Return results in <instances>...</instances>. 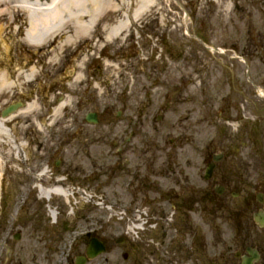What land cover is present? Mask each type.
<instances>
[{
	"label": "flooded vegetation",
	"instance_id": "1",
	"mask_svg": "<svg viewBox=\"0 0 264 264\" xmlns=\"http://www.w3.org/2000/svg\"><path fill=\"white\" fill-rule=\"evenodd\" d=\"M203 1L180 0L181 14L145 13L113 48L99 50L92 42L76 90L84 109L90 105L85 117L94 114L97 124L84 132L89 141L78 143L82 152L59 175L71 183L58 181L70 191L68 199L39 196L38 185L58 183L44 182L55 139V126L45 128L50 135L39 130L46 103L40 102L34 127L29 115L10 125L22 158L17 163L6 144L0 146V195L8 185L12 196L26 199L15 208L19 247L15 255L1 254L2 264H264V0H232L243 6L238 41L229 30L234 21L226 20L231 16L211 15L206 7L198 13ZM226 11L231 14L230 3ZM215 16L223 18L218 37ZM173 17L174 25L168 23ZM95 38L101 39L99 30ZM81 53L64 58L71 76ZM110 53L119 71L127 60L132 85L116 111L102 91L103 84L113 85L103 65ZM119 54L126 56L122 66ZM99 65L107 83L93 70ZM71 76L61 83L65 98ZM40 83L2 99L1 118L15 105L5 119L19 116L33 92L40 97ZM104 115L116 123L103 125ZM202 136L208 141L201 143ZM119 227L130 230L120 236ZM11 236L0 216V242Z\"/></svg>",
	"mask_w": 264,
	"mask_h": 264
},
{
	"label": "bare ground",
	"instance_id": "2",
	"mask_svg": "<svg viewBox=\"0 0 264 264\" xmlns=\"http://www.w3.org/2000/svg\"><path fill=\"white\" fill-rule=\"evenodd\" d=\"M158 1L0 0V102L26 86L30 92L34 83L43 78L48 79L50 85L55 84L56 70L61 67L64 58L82 50L77 57L74 74L64 73L66 79L72 77L71 87L79 83L83 80L84 66L91 58L92 42L99 50L106 46L115 47L136 20L145 13H154ZM98 30L101 39L96 40ZM109 57L103 60V65L109 71V80H112L118 67L114 62L116 56L110 53ZM44 85H40L39 93L46 88ZM41 99H36L33 92L31 102L19 112V116L17 114L8 119L0 116V146L6 144L7 155L17 163L22 158L21 148L15 145L12 130L8 128L17 118L26 115L31 117L34 127L35 116L42 111ZM64 100L65 104L72 105L71 96L64 97ZM67 107L64 103L54 106V114L50 117L51 121L55 120L54 125L66 117ZM39 130L42 131L43 126ZM45 175L43 172L39 180ZM38 190L43 198L59 195L68 199L71 196L60 182L49 188L38 185Z\"/></svg>",
	"mask_w": 264,
	"mask_h": 264
},
{
	"label": "rangeland",
	"instance_id": "3",
	"mask_svg": "<svg viewBox=\"0 0 264 264\" xmlns=\"http://www.w3.org/2000/svg\"><path fill=\"white\" fill-rule=\"evenodd\" d=\"M178 1H180V0H178ZM185 1H187V0H185ZM189 1H193V0H189ZM205 2H206V4L209 3L208 0H205ZM205 2L203 1L200 4L201 9L199 10L198 13H200V14L204 13V8L206 7L207 13H210V9H211V11H212L210 13L211 15H214V13H215L217 15L222 14V15L231 16L228 18L226 17V20L234 21V23L232 24V26L229 30L231 31L232 38L235 39L236 41H238L239 37H240V35H239L240 34L239 33L240 28L241 29L243 28L242 23L240 25L241 15H239L242 13V9L240 7H243V6L239 7V5H237V6L233 5L232 0H229V1H227V0H215L214 4L212 2L209 3L210 7L207 5L206 6L203 5V4H205ZM194 3L196 5L197 0H194L192 5ZM229 3L231 5L232 12H231V14H224V13H226L225 9H227V6H229ZM156 4H158L156 9H159V12H161V13L168 14V15H170V14L175 15V14H181L182 13L177 8L176 0H165V1L159 0ZM261 9L263 10V13H264V9L263 8H261ZM253 12L256 13L255 11H253ZM218 17L219 16L214 17L216 19L214 21V22H216V25L218 24L217 20L223 19V18H218ZM176 19H178V18L173 17V20H175V21H172V19H168L169 20L168 23L174 25V23H178V22H176ZM178 29H180V28H177L176 25H175V27H172V31H174L173 36H177ZM216 29L218 30V33L216 34L217 37L219 35H224V33L221 34V32H222L221 26L219 27L217 25ZM217 40L220 41L219 39H217ZM173 54H174L175 58L178 56L177 53H173ZM119 57H120L119 62H120V65L122 66L121 62H123V60L126 58V56L124 58H121V55L119 54ZM170 61H175V59L170 60ZM77 62H74V60L72 62L73 65H72L70 71L73 72V74H74V71L76 70L75 65H77ZM126 63H127V60L125 59V62L123 63L124 66L120 69V71L119 70L117 71V73H120V76L117 77V75H116V76H114V78L112 80H110L113 83V85L103 84V87H102V91H103L104 97H105L104 103H112L114 101V103H115L114 105L116 106V108H114L115 111H116V109L122 108V106H123L122 104L127 103L129 100V97H126L123 99V97L121 96L122 94L128 93L127 90L130 89L132 86V85H130V88L128 86L127 80H128L129 68H128V65H126ZM11 66H12V64H11ZM90 68H92V66ZM68 69L69 68L66 69V66H64V60H63L61 67L59 69H57L56 73H55L56 83L54 85L56 87L52 86L51 90L47 89V86H49L48 79L43 78V79H41V83H40V85L41 84L42 85L47 84V86L44 85L46 88L43 89V91L39 93V96L43 98L41 100L44 101V103H46L43 105V112L40 113V117H39L40 125H42L43 121H46L45 124L42 125L44 128L43 132H45V133H47V130L45 129L46 127L50 128V127L55 126L54 129H51V131L53 132L54 138H55L54 142H53V148H54V150L52 152L53 156L51 155L50 160L48 161L49 162V164H48V169H49L48 170V176L46 177V179H44V182L47 184H50V182H53V181L58 182V181H60V179L65 180V177H63V176L60 177L59 175L64 173V170L67 167V165H69L71 163L69 161L80 154V151H81L80 148L82 146H79L78 143L80 141L84 142L83 139H85V138H83V137H84V135H86V134H84V132L88 131L90 133L91 131H93L92 127H90L93 125H89V124L85 123V121H84L85 115L88 112H90V105L85 100V102H83V103L88 104V106L85 107V109H84L83 104L80 100V96L78 95V91L76 90V85L78 83L77 84L74 83L71 87L72 88L71 97L73 98V100H72V106L70 108V115H67V119H65V118L62 119L56 125H54L55 120L51 121L50 117L52 114H54L55 108L53 109V107H51V106L48 107V102H51L53 106L59 105V103L61 102V103H64V107H66V104H65L64 99H63L65 93L62 90L63 86L61 85V83L65 80L64 73L68 72ZM93 70L94 71L97 70L96 74H97L98 78L101 76V74H103L104 75L103 83H107L106 82L107 71L105 68H101V66L99 65L98 69H93ZM114 85H115V88H113ZM50 87L51 86H49V88ZM111 93H117L118 98L112 97ZM130 93H132V91H130ZM11 100H9L8 102H10ZM4 103H5L4 101L0 102V111L3 108V106L5 105ZM109 114H112V116H113L114 113L109 112ZM42 115H44V116H42ZM61 115L63 116V114H61ZM48 116L50 118L49 121L47 119ZM114 123H116V121L114 120L113 117L105 116L102 124L112 126V124H114ZM68 126L72 127L70 133L66 132V131H69L66 129V128H68ZM74 127H76V129ZM83 127H85V128L82 129ZM63 134L66 135L65 139L63 138ZM47 135H50V134L47 133ZM67 137L70 138V141L66 140ZM88 141H89V138H86L85 143H87ZM207 141H208V139L206 138V136H202V139L200 140V142L204 143ZM85 143L83 144L84 145L83 147H86ZM40 154H41V156H39V157L43 158V153H40ZM37 162L38 161L35 160L34 164L35 163L37 164ZM56 164H58L59 166L56 167ZM46 165H47V162H46ZM26 174H28V169H27V173L25 172L24 175L26 176ZM25 176H24V178H26ZM66 184L70 185L71 183H70V181H66ZM72 186L79 188V184L74 183V185H72ZM11 189H12L11 186L6 185V188L3 189V195H0V216L4 217V224L8 230L9 235L12 234V236L9 238L8 244L2 243L3 240L0 242V264H2V260H3L2 256H4V257H6L7 255L9 256L10 251L12 252V255H15V251L19 247V244L17 243V241H14V239H13L14 235L17 233V229H16L15 225L17 224L16 219H18V218H16V210L17 209H15V208H16V206H18L20 204V202L22 200H25L26 198L21 197V196H12L10 193ZM9 190H10V192H9ZM107 191H108L107 192L108 196H106V197H110L111 188H109ZM18 220H17V222H18ZM21 222L22 221H19L18 223H21ZM128 231H129V229L123 230L121 227H119L120 236H125V234H127ZM1 254H2V256H1ZM9 264H11L10 260H9Z\"/></svg>",
	"mask_w": 264,
	"mask_h": 264
},
{
	"label": "water",
	"instance_id": "4",
	"mask_svg": "<svg viewBox=\"0 0 264 264\" xmlns=\"http://www.w3.org/2000/svg\"><path fill=\"white\" fill-rule=\"evenodd\" d=\"M94 120V119H91V121Z\"/></svg>",
	"mask_w": 264,
	"mask_h": 264
}]
</instances>
